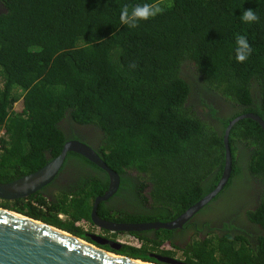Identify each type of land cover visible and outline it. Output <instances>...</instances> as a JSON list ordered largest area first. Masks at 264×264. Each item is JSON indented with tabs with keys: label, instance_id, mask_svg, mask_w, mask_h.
<instances>
[{
	"label": "trees",
	"instance_id": "1",
	"mask_svg": "<svg viewBox=\"0 0 264 264\" xmlns=\"http://www.w3.org/2000/svg\"><path fill=\"white\" fill-rule=\"evenodd\" d=\"M1 1L6 11L0 14V182L31 174L57 157L74 134L69 137L65 121L93 125L101 131L93 148L121 176L117 194L133 190L140 206L152 207L149 212L123 207L115 217L101 203L99 216L168 222L217 186L229 122L247 113L264 119V0ZM145 3L161 12L136 27L121 23L125 5L131 12ZM249 9L257 20H243ZM240 36L251 47L243 62L237 60ZM199 87L234 109L218 114ZM195 94L198 103L191 100ZM206 110L218 123L203 115ZM229 142L233 169L222 191L235 185L246 196L257 183L260 201L249 217L264 228V127L241 119ZM73 156L99 173L52 199L38 191L0 199V206L92 242L79 223L92 224L94 200L108 189L109 177L76 152H69L64 164ZM186 157L197 170H190ZM133 171L136 176L128 174ZM126 235L120 249L103 248L155 262L150 253L163 250L169 231L160 229L157 239L150 232ZM207 248L195 245L197 262L186 254V263L264 264V236L259 249L222 242Z\"/></svg>",
	"mask_w": 264,
	"mask_h": 264
},
{
	"label": "water",
	"instance_id": "2",
	"mask_svg": "<svg viewBox=\"0 0 264 264\" xmlns=\"http://www.w3.org/2000/svg\"><path fill=\"white\" fill-rule=\"evenodd\" d=\"M251 118L264 127V119L254 113L241 114L231 120L224 134L225 167L214 190L189 207L172 221L162 222H115L103 219L98 214L101 202L107 201L119 189L121 178L89 144L78 140L65 143L62 152L44 167L10 182H0V199L16 200L28 198L37 193L58 175L69 152H76L88 158L108 173L109 186L103 195L95 198L92 222L114 232H140L147 230H173L181 227L194 213L217 196L228 183L233 169V155L229 137L233 126L241 119ZM102 245L110 244L120 249L122 243L104 237L90 235ZM0 264H156L116 254L84 241L82 238L41 220L14 212L0 206Z\"/></svg>",
	"mask_w": 264,
	"mask_h": 264
},
{
	"label": "flooded vegetation",
	"instance_id": "3",
	"mask_svg": "<svg viewBox=\"0 0 264 264\" xmlns=\"http://www.w3.org/2000/svg\"><path fill=\"white\" fill-rule=\"evenodd\" d=\"M5 11L6 8L4 6V3L0 0V14ZM199 88H201V91L199 92H201L205 96L206 100H208V103L211 102L216 107V109H218V114L224 115L228 112V110L234 109V106L229 102L223 101L217 95L208 92V90L206 91L202 87ZM191 100L198 103V94H195L194 98H191ZM205 114L209 116L211 121H213L214 123H218V119L215 117H211L212 115L209 114L208 110H206V112L203 111V115ZM63 126L66 132L70 134L69 137L74 133L73 137H71V140H74L76 138L89 144L92 147H95L97 145V142L100 140L101 131L93 125H79L76 123L65 121L63 123ZM83 168H85L86 170H83ZM98 173V171H94L90 166H84L78 161V158H76V156H73L69 159L67 164H63L55 179L40 191L44 196L52 199V197H55L57 194H59L61 190L74 187L76 183L82 178H86L90 174ZM128 174L136 176L137 172L133 171L132 173L129 172ZM210 179L211 176H208L206 178V181L208 182ZM234 183L237 182L234 181ZM256 184L257 183H254L253 189L249 191V194H247L246 196H241L239 194V191H241V189H237V186L232 185L227 190L221 191L209 203H207L204 207L194 213L193 216L181 227L173 230H168L169 237L165 239L164 246L161 247L163 250H155L154 252L150 253L151 257L155 258V262L153 263L189 264L186 263L188 259V256L186 254L194 255L195 258V254L192 252V250H194L195 245L201 243H205L206 247H208V250L218 247L221 242L227 244H235L237 249L240 248L242 244L253 249H259L261 245V238L262 236H264V228L260 223L251 220V218L249 217V211L255 209L260 201V190H256L260 187ZM131 191H127L123 195L117 194V191L107 201H103L101 203H104L105 207L108 209L109 214L115 217L118 216V214L113 215L114 212H116L115 210L123 207L133 212L136 210H143L146 212L152 210L151 205L146 204L140 206L138 204L139 198L136 192H133V190ZM169 221H172V219ZM92 224L94 226H97L94 223ZM97 228L100 233L96 234L91 231L88 234L89 237H91L90 235H95L104 237L111 241L119 242L116 239L119 234L129 233L114 232L111 230L103 229L99 226H97ZM159 230L151 229L140 232H150V236L157 239L156 232ZM114 234L117 235L115 236ZM91 243L100 248H103V246L105 245H110L99 244L93 239ZM189 250L191 251L186 253V251ZM216 254L217 253H215V255ZM194 260L197 262V258H195Z\"/></svg>",
	"mask_w": 264,
	"mask_h": 264
},
{
	"label": "clouds",
	"instance_id": "4",
	"mask_svg": "<svg viewBox=\"0 0 264 264\" xmlns=\"http://www.w3.org/2000/svg\"><path fill=\"white\" fill-rule=\"evenodd\" d=\"M160 12L161 8L158 5H150L147 3L143 5H135L132 6L131 12L129 11V6L125 5L121 10L120 19L122 24L128 25L129 27H136L138 21L148 20ZM242 18L246 22H252L258 19L251 9L245 10L242 14ZM237 44V60L243 62L251 53V47L249 46L247 39L243 36L237 38ZM87 223L93 225L90 222Z\"/></svg>",
	"mask_w": 264,
	"mask_h": 264
},
{
	"label": "rangeland",
	"instance_id": "5",
	"mask_svg": "<svg viewBox=\"0 0 264 264\" xmlns=\"http://www.w3.org/2000/svg\"><path fill=\"white\" fill-rule=\"evenodd\" d=\"M22 108H23V103H22V100L21 101H18L16 104H15V109L17 110V111H20V110H22ZM187 158V161L188 162H191L190 163V166H189V168H190V170H197V169H195L193 166H195L194 165V161H192V160H190L188 157H186ZM195 161H197V160H195ZM197 166H202V163H200L199 165H197ZM80 225V224H79ZM81 226L85 229V228H87L88 229V231L89 232H93V233H100V231L98 230V228H97V226H94V225H90V224H81ZM127 235L126 234H119L117 237H116V239L119 241V242H122V241H124L125 240V237H126ZM84 241H86V242H88V243H91V242H89V241H87V240H85V239H83ZM92 244V243H91ZM94 245V244H93ZM96 246V245H95ZM98 247V246H97ZM105 250V249H104Z\"/></svg>",
	"mask_w": 264,
	"mask_h": 264
},
{
	"label": "built area",
	"instance_id": "6",
	"mask_svg": "<svg viewBox=\"0 0 264 264\" xmlns=\"http://www.w3.org/2000/svg\"><path fill=\"white\" fill-rule=\"evenodd\" d=\"M59 216H60L61 218H63V217H64V215H63V214H60ZM79 224H80V225H81V224H86V225H87L88 223H87V222H80ZM85 230H87V231H88V229H87V228H85ZM122 242L124 243L125 241H122Z\"/></svg>",
	"mask_w": 264,
	"mask_h": 264
}]
</instances>
